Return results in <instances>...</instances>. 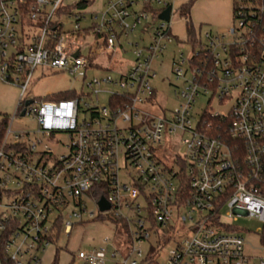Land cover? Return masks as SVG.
<instances>
[{"label":"built area","instance_id":"obj_1","mask_svg":"<svg viewBox=\"0 0 264 264\" xmlns=\"http://www.w3.org/2000/svg\"><path fill=\"white\" fill-rule=\"evenodd\" d=\"M175 2L108 0L88 26L85 11L68 15L74 25L65 32L57 14L65 0H0V81L21 89L0 146V264H42L47 247L86 215L122 227L128 245L123 253L115 235L105 237L103 246L74 256L85 264H107L108 255L114 264H161L178 223L188 235L164 264H254L233 223L243 216L264 223V0H233L225 33L207 30L203 51L172 59L183 83L173 86L178 105L155 114L144 106L157 100L155 62L176 41ZM138 28L149 41L135 42V62L120 64L115 78H89L88 69L103 67L96 57L118 55ZM89 34L92 44L83 42ZM38 67L67 71L88 91L27 99ZM101 93L110 95L102 108ZM205 95L230 108L209 105L197 114ZM23 111L37 121L34 130H13ZM52 143L64 152L56 154ZM102 197L110 204L104 212ZM88 200L99 215L88 213Z\"/></svg>","mask_w":264,"mask_h":264},{"label":"rangeland","instance_id":"obj_2","mask_svg":"<svg viewBox=\"0 0 264 264\" xmlns=\"http://www.w3.org/2000/svg\"><path fill=\"white\" fill-rule=\"evenodd\" d=\"M91 4L88 5L87 9L91 10L97 9L101 4L106 3L108 0H91ZM66 2V0H65ZM86 20L82 21L83 26H88L90 24L89 12H85ZM63 23V30L65 32L73 29L74 18L69 17L68 15L58 16ZM186 20V17L182 14L180 9L174 11L172 16L173 30H182L183 24L182 20ZM231 24L233 21L231 20ZM140 28V27H139ZM134 34V37L131 38V44L127 41H122L123 47L118 55H99L96 57V60L103 65L101 68L88 69V77L93 75H104L110 74L114 78L118 76V66H127L135 62L136 57L134 54L135 42H139L140 46L146 44L149 41V34L142 35L140 29ZM207 30H213L216 32L225 33V28L219 27H210L205 26V31L202 30L201 36L202 41H204V32ZM96 41L95 37L92 34H89L83 40L86 44H92ZM192 45L186 42H176L172 45L169 51L164 55L159 57L155 62V69L157 71V78L153 80V84L158 90L157 100L151 105H145L144 107L149 111L155 114H161L162 108L164 109H173L178 105V99L174 94V85L182 86V81L176 79L172 71V59L177 57L181 53L189 59L192 55ZM197 49L199 47H196ZM84 55L89 54V47H86L83 50ZM112 59V60H111ZM118 60L119 62H113ZM124 62V63H122ZM108 65L110 70H107ZM113 90H118V87H112ZM77 91L80 93L83 89L82 80L79 77L70 75L67 71H57L52 68L47 67H38L34 72L33 79L29 85L28 91L26 93L27 99H47L53 97L62 92L67 91ZM88 90H86L87 92ZM21 89L13 84L5 83L0 81V125L2 124L5 118L14 117V114L17 109V105L20 99ZM109 94L101 93L99 99V106L109 105ZM209 101V95L201 96L195 104V112L197 114L202 112V109L205 107L212 106L215 111L225 112L230 108V104L220 105L218 100L213 99L211 103ZM198 118L199 115H196ZM13 130H34L37 127V121L31 116H20L18 114L12 124ZM61 141L64 143L69 142L67 134H61ZM179 143V140H177ZM181 144V143H179ZM56 154H61L64 152L65 147L57 146L52 143V146ZM185 151L184 147L180 148V152ZM123 160V159H122ZM121 160V161H122ZM88 213L93 212L95 215H99V208L95 201L88 200ZM89 216L86 215L81 223H76L71 235L62 234L60 238L53 242L50 246L47 247L46 251L41 255L42 264H85L84 261H78L74 258L79 250H89L94 246H103V240L105 237L112 235L116 236L115 247L118 248L121 252L125 253L127 251V237L126 232L122 227L117 228L110 221H99L98 217L94 219H88ZM236 230H238L245 238V253L253 257L254 264H260V259L264 258V247L261 242V235L264 228V223L259 221L256 218H250L243 216L239 218L236 222L233 223ZM178 232L175 234L174 240L169 242L166 248L162 252V256L159 259L161 264H164L166 261L167 252L174 247L176 241L181 240L182 237L188 235L184 231V225L182 226L178 223ZM183 227V230L181 229ZM147 245L144 244L143 248L146 249ZM109 254L112 252V249L109 248ZM75 259V260H74ZM107 264H114L110 261L108 255Z\"/></svg>","mask_w":264,"mask_h":264},{"label":"crops","instance_id":"obj_3","mask_svg":"<svg viewBox=\"0 0 264 264\" xmlns=\"http://www.w3.org/2000/svg\"><path fill=\"white\" fill-rule=\"evenodd\" d=\"M80 0H66V4L70 5L72 3L78 2ZM89 1V0H85ZM189 0H176L175 9H180L182 5L187 3ZM233 0H196L193 7L191 8V19L194 27L197 30H204L205 26L210 27H219L225 28L227 31L231 27V20L233 21ZM103 4L99 5L97 9L91 10L90 8H86L82 11L89 12L90 14L99 10ZM172 23V29H173ZM183 28L182 30H176L175 34V42H186L192 45L187 39V29H186V20H182ZM217 31V30H216ZM192 49H195L192 45ZM197 49V48H196Z\"/></svg>","mask_w":264,"mask_h":264},{"label":"trees","instance_id":"obj_4","mask_svg":"<svg viewBox=\"0 0 264 264\" xmlns=\"http://www.w3.org/2000/svg\"><path fill=\"white\" fill-rule=\"evenodd\" d=\"M196 0H189L187 3H185L184 5H182L180 7V10L182 11V14L186 17V29H187V37H188V41L194 46V48L196 49V47H199L198 49H202L203 51V42H202V38L201 36H199V34H201L200 30H197L192 22L191 19V8L193 7L194 3ZM91 0L89 1H85V0H80L78 2L72 3L70 5H66V6H62L57 14L58 16L60 15H70L73 14L74 11L76 10H84L88 7L89 4H91ZM201 51V52H202ZM74 95V92L72 91H67V92H62L59 93L57 95H54L52 98L53 99H68L71 98ZM8 121L9 118H5L2 122V124L0 125V146L4 137V132H5V128L8 125ZM102 194H106V193H102ZM96 196H101V194L99 195V193H95ZM99 221H104L105 218L104 216H99L98 217ZM62 221L60 220L59 223H61ZM120 220H114V223L118 224L120 223ZM261 242L262 245L264 247V228L262 231V235H261Z\"/></svg>","mask_w":264,"mask_h":264},{"label":"water","instance_id":"obj_5","mask_svg":"<svg viewBox=\"0 0 264 264\" xmlns=\"http://www.w3.org/2000/svg\"><path fill=\"white\" fill-rule=\"evenodd\" d=\"M170 13H171V7H168L162 14H161V19H163V20H169V18H170ZM30 101H28V103H29ZM27 103V104H28ZM25 115V111H23L22 113H21V116H24ZM99 208H100V210L102 211V212H104V211H107V210H109L110 209V204L107 202V200L104 198V197H102L101 198V200L99 201Z\"/></svg>","mask_w":264,"mask_h":264}]
</instances>
